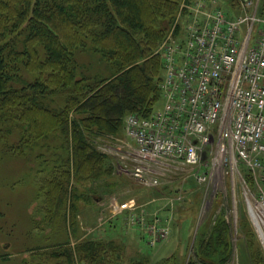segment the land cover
I'll return each mask as SVG.
<instances>
[{"label": "trees", "instance_id": "obj_1", "mask_svg": "<svg viewBox=\"0 0 264 264\" xmlns=\"http://www.w3.org/2000/svg\"><path fill=\"white\" fill-rule=\"evenodd\" d=\"M181 4L0 0V143L5 152L34 158L49 172L40 191L45 218L39 225L68 227L75 235L79 202L85 198L78 188L102 183L115 171L99 139L124 133L129 115L150 118L155 113L164 75V60L156 51L175 26ZM86 53L99 55L102 68L83 61ZM243 227L247 230L246 223ZM211 233L207 242L217 249L230 237L226 220ZM200 247L206 250L203 243ZM123 253L114 240L74 244L69 238L33 250L25 264H118ZM253 264H264L259 252Z\"/></svg>", "mask_w": 264, "mask_h": 264}, {"label": "rangeland", "instance_id": "obj_2", "mask_svg": "<svg viewBox=\"0 0 264 264\" xmlns=\"http://www.w3.org/2000/svg\"><path fill=\"white\" fill-rule=\"evenodd\" d=\"M184 1L188 0H182V4ZM204 1L228 14L244 13L238 0L236 4ZM257 11L264 15L263 0L258 2ZM179 14L180 10L174 25ZM35 55L37 60L42 56ZM80 58L102 68L99 55L86 53ZM31 71L38 73L36 66ZM30 73L26 74L27 78H33ZM162 107L161 101L156 110ZM14 141L12 138L11 142ZM98 142L99 149L113 158L115 171L110 177L105 176L102 183H86L78 188L85 198L79 202L75 235L68 227L51 229L46 224H38L45 218V201L40 191L49 172L34 158L25 160L5 152L0 143V257L7 258L0 259L1 264H25L32 260L33 250L64 243L69 238L74 244L88 239L122 244L124 253L118 264H221L223 258L228 260L226 264H253L257 252L264 258V245L244 203L239 172L232 177V172L226 174L216 170L217 166L213 170L220 136H214L204 151V164L208 167L203 169L210 174L207 182L199 183L189 168L150 164L154 174L149 173L147 177L158 180L154 186L145 185L133 176L137 163L132 153L136 143L125 132ZM226 171H230L229 166ZM112 198H117L120 204L134 201L135 214L140 219L136 225L125 218L132 213L130 210L118 216L109 213ZM142 212L146 217L141 219ZM222 218L230 228V237L216 249L207 240ZM141 220L145 222L144 230L140 228ZM245 223L247 230L243 227ZM154 227L166 229L168 234L152 244ZM202 243L206 250L200 249Z\"/></svg>", "mask_w": 264, "mask_h": 264}, {"label": "built area", "instance_id": "obj_3", "mask_svg": "<svg viewBox=\"0 0 264 264\" xmlns=\"http://www.w3.org/2000/svg\"><path fill=\"white\" fill-rule=\"evenodd\" d=\"M238 1L240 16L204 0L183 2L157 52L164 60L163 107L150 118L129 115L125 132L136 143L133 176L148 186L158 184L147 177L154 174L150 164L189 168L199 183L207 182L204 151L220 136L213 170L232 177L239 172L245 206L264 244V15L257 11L260 0ZM110 208L114 215L136 210L117 198ZM167 234L154 227L152 244Z\"/></svg>", "mask_w": 264, "mask_h": 264}, {"label": "crops", "instance_id": "obj_4", "mask_svg": "<svg viewBox=\"0 0 264 264\" xmlns=\"http://www.w3.org/2000/svg\"><path fill=\"white\" fill-rule=\"evenodd\" d=\"M130 200H132V199H130ZM108 208H109V206H108ZM104 211L106 210V208L105 209H103ZM102 209H101V212H100V216L102 217V211H103ZM109 213H110V211H109ZM125 218H126V220H128V218L129 217H127V216H125ZM136 225V224H135ZM141 226V225H140ZM142 230H144L143 229V225H142V227H140ZM146 235H147V238H146V240L149 238V236H148V233H146ZM148 241V240H147Z\"/></svg>", "mask_w": 264, "mask_h": 264}, {"label": "bare ground", "instance_id": "obj_5", "mask_svg": "<svg viewBox=\"0 0 264 264\" xmlns=\"http://www.w3.org/2000/svg\"><path fill=\"white\" fill-rule=\"evenodd\" d=\"M261 209H262V211H261V215L264 217V212H263L264 209H263V208H261Z\"/></svg>", "mask_w": 264, "mask_h": 264}]
</instances>
